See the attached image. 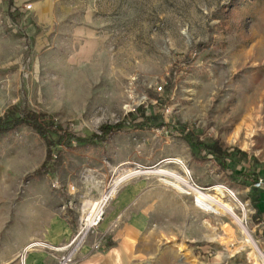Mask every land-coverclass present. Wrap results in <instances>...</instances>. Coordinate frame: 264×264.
I'll return each mask as SVG.
<instances>
[{
  "label": "rangeland",
  "instance_id": "rangeland-1",
  "mask_svg": "<svg viewBox=\"0 0 264 264\" xmlns=\"http://www.w3.org/2000/svg\"><path fill=\"white\" fill-rule=\"evenodd\" d=\"M13 107L78 137L139 107L151 120L91 144L25 125L0 134V245L46 216H66L74 235L117 177L163 169L236 207L262 256L230 216L152 174L116 188L81 250L106 242V214L133 187L146 223L129 264H264V0H0V117Z\"/></svg>",
  "mask_w": 264,
  "mask_h": 264
},
{
  "label": "crops",
  "instance_id": "crops-1",
  "mask_svg": "<svg viewBox=\"0 0 264 264\" xmlns=\"http://www.w3.org/2000/svg\"><path fill=\"white\" fill-rule=\"evenodd\" d=\"M259 192L258 211L264 224V186ZM137 188L120 192L100 227L106 242L97 252L90 250V242L78 255L75 264H129L142 248L145 236V213L130 207ZM116 226H112L115 222ZM75 227L66 216H47L31 229L9 232L5 244L0 245V264H54L60 253L53 250L67 243Z\"/></svg>",
  "mask_w": 264,
  "mask_h": 264
},
{
  "label": "bare ground",
  "instance_id": "bare-ground-1",
  "mask_svg": "<svg viewBox=\"0 0 264 264\" xmlns=\"http://www.w3.org/2000/svg\"><path fill=\"white\" fill-rule=\"evenodd\" d=\"M233 143H235V141H233ZM147 174H150V175L152 174L153 176H156V178H160V181L162 183H164V185L171 187L172 189L176 190L180 194L188 195L194 191L193 187L186 180V177L179 176L177 174L171 173V172L163 170V169L155 170L152 172H144V173H142L140 171H129V172L124 173L123 175L117 177L116 180L112 183L113 185L111 186L109 191L106 192L105 194H103V196L97 202H92L91 204H89L88 209H87V213H86L88 215L86 218L87 219L86 222L91 223L92 222L91 219L98 218L100 215H102L101 213H103V211H102L101 207L105 203H108V201L110 202V199L112 198V196L116 192V188L119 185H121V183L125 182L126 180H129L132 177H136L138 175H147ZM216 189L219 191H222V190L227 191L230 196H233L228 190L223 189V187H218ZM211 190H214V188L213 189L211 188ZM197 198L199 199V201H201L203 203L202 209L204 212H208V213H211L214 215H225L226 214V215L230 216L234 220L238 229L240 230V233L242 235L243 244L245 246L253 248L254 251L258 255L262 256L261 253L259 252L254 240L252 239V237L249 235V233L246 231L245 227L243 226L242 220L236 216V214H235V208L236 207L234 208L232 205L223 202L222 200L218 199L216 196H212V195L205 193V192L197 193ZM104 209H105V207H104ZM94 250H96V249H94ZM56 251L59 253H62V252H65V248L58 249ZM80 252H81V249L78 251V253H80Z\"/></svg>",
  "mask_w": 264,
  "mask_h": 264
},
{
  "label": "trees",
  "instance_id": "trees-1",
  "mask_svg": "<svg viewBox=\"0 0 264 264\" xmlns=\"http://www.w3.org/2000/svg\"><path fill=\"white\" fill-rule=\"evenodd\" d=\"M137 118H141L139 123H133L137 120ZM151 118L147 116L145 109L142 107L137 108L136 110L130 112L128 114L127 119H125L122 123H119L114 126H103L100 131L101 135H93L90 137H78V135L74 133H69L67 131L56 130V128L52 125V123L48 121H43L42 116L33 112H25L20 109L13 107L8 109L1 117H0V134L10 132L19 126H28L33 129L39 136L46 139V137L50 135H56L59 142H76V143H84L91 144L96 143L102 140H105L107 136L111 132L122 131L125 127H135L137 129L150 127ZM209 152L213 155L219 153V151L215 147H206ZM50 151H48L46 160L50 159ZM43 167L41 168V170Z\"/></svg>",
  "mask_w": 264,
  "mask_h": 264
},
{
  "label": "built area",
  "instance_id": "built-area-1",
  "mask_svg": "<svg viewBox=\"0 0 264 264\" xmlns=\"http://www.w3.org/2000/svg\"><path fill=\"white\" fill-rule=\"evenodd\" d=\"M190 185L193 187V192H191L190 194L186 195V194H182L185 196H191L192 197V203L193 205L199 209L202 210V205L203 203L201 201H199V199L197 198V193L200 192H205V190L203 188L198 187L197 185H195L192 180L190 179ZM262 186H264V181L262 180H258L257 183H255L254 187L257 189H260ZM106 204V203H105ZM105 204L101 207L103 213H101L102 215H100L98 218H93L91 219L92 222H86V218H87V214L85 215V217L82 219V221H80V227L79 230L72 236V238L70 239L69 243L62 247V248H53V250H58V249H63L65 248V252H62L63 255L58 259L57 264H71L73 262L74 256L78 253V251L81 249L82 245L85 243V240L87 238V236L89 235V233L92 231V229L98 227L100 225V223L102 222L103 216H104V207ZM103 241L101 240L99 243L96 244V247L94 249H99L102 245Z\"/></svg>",
  "mask_w": 264,
  "mask_h": 264
}]
</instances>
